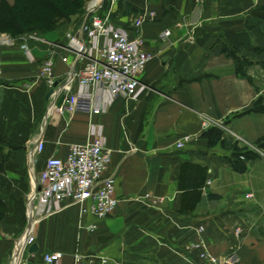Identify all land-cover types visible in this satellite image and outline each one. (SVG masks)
Wrapping results in <instances>:
<instances>
[{
  "label": "crops",
  "instance_id": "1",
  "mask_svg": "<svg viewBox=\"0 0 264 264\" xmlns=\"http://www.w3.org/2000/svg\"><path fill=\"white\" fill-rule=\"evenodd\" d=\"M196 8L200 15L191 24ZM263 8L264 0H119L110 22L139 39L152 60L139 75L137 97H119L98 115H60L48 107V87L30 85L51 44L63 38L3 48L0 264H41L54 252L61 254L59 264H73L75 254L104 257L109 264H259L264 19L256 12ZM164 30L170 31L166 38ZM61 55L53 61L63 82L70 67ZM210 127L223 130L222 144L208 147L201 134ZM97 140L111 152L107 174L118 199L114 212L97 219L78 205L52 215L39 209L30 228L37 250H18L29 223L32 179L45 160L63 158L72 143ZM200 239L212 261L203 263L191 248Z\"/></svg>",
  "mask_w": 264,
  "mask_h": 264
},
{
  "label": "built area",
  "instance_id": "2",
  "mask_svg": "<svg viewBox=\"0 0 264 264\" xmlns=\"http://www.w3.org/2000/svg\"><path fill=\"white\" fill-rule=\"evenodd\" d=\"M104 1L89 6L86 21L76 32L67 33L60 44H51L50 57L39 66L30 84L35 86L42 82L48 87V107L60 115L76 111L98 115L105 112L115 99H135L140 92L139 75L152 60V55L141 49L139 39H129L123 29L115 27L109 20V12L105 16L98 14ZM140 24L141 20L134 22L135 27ZM169 35L170 31L164 30L161 36L166 38ZM20 40L45 42L33 35H23ZM5 43L11 44V40ZM57 52L62 54L61 61L70 67L63 82L57 81L54 74L53 57ZM61 96L62 103L57 106ZM177 147H182V143ZM43 148L44 143L39 139L36 150L41 152ZM110 161L111 152L101 140L72 143L63 158L48 157L44 168L32 179L33 190L27 200L29 223L26 236L18 241L16 248L21 250L34 243L30 228L39 209L52 215L78 205L82 213H89L97 219L111 215L118 199L114 178L107 174ZM247 197L250 198L251 194ZM191 248L199 250L198 256L203 263L212 261L201 239ZM60 259V253H48L41 264H59ZM73 264H109V261L104 257L75 254ZM259 264H264V257Z\"/></svg>",
  "mask_w": 264,
  "mask_h": 264
},
{
  "label": "trees",
  "instance_id": "3",
  "mask_svg": "<svg viewBox=\"0 0 264 264\" xmlns=\"http://www.w3.org/2000/svg\"><path fill=\"white\" fill-rule=\"evenodd\" d=\"M84 0H12L13 4L10 6L8 0H0V30L11 31L14 35L22 36L27 35L26 27H30L32 24H41L44 26L45 21L50 24L45 25L46 32L55 31L49 29L48 26L61 22L64 23L70 18L68 11L70 9L76 10L82 7ZM261 18L264 19V8L259 12H256ZM225 52V49L223 50ZM230 55L235 57L237 63L246 64L245 60L235 56V53ZM223 130L219 127H210L202 132V138L207 139L208 147H214L222 144ZM4 139L0 136V143H4ZM234 157L239 155L238 148L234 146L233 152ZM191 167H188L187 171ZM191 181V180H190ZM191 186H195L197 182L191 181ZM1 216V214H0Z\"/></svg>",
  "mask_w": 264,
  "mask_h": 264
},
{
  "label": "rangeland",
  "instance_id": "4",
  "mask_svg": "<svg viewBox=\"0 0 264 264\" xmlns=\"http://www.w3.org/2000/svg\"><path fill=\"white\" fill-rule=\"evenodd\" d=\"M93 0H84L82 3V7L80 9H76L75 11L70 9L68 11V13H72L70 14V18L65 21L64 23L60 24L56 23L53 25L48 26L49 29H55V31H51V32H46V27H44L45 25H47L48 23L50 24V22L45 21L46 23H44V26H42V23L39 24H32L30 25V27H26L27 29H29L27 32V35H33L38 37L39 39H43V40H50L53 39L54 41H59L60 39H62L67 33L70 32H76L78 30V28L83 25L88 17V11H89V5ZM118 1L119 0H106L103 2L102 4V8L99 10L98 14L100 16H102L104 13L107 15L108 12L111 13V9H114L117 7L118 5ZM8 2L10 3V6H12L13 2L12 0H8ZM109 19H110V15H109ZM48 24V25H49ZM46 28V29H45ZM23 36V35H22ZM22 36H17L14 35V33H12L11 31H2L0 30V51L3 48H8V47H13L15 44H24L22 46L25 47L26 43H29L30 41L27 42H23L20 39L22 38ZM10 39L11 40V44H7L5 42H7V40ZM32 41V40H31ZM21 42V43H20ZM33 42H36L33 40ZM36 43H40V42H36ZM46 44V43H44ZM42 45L43 47H47L46 45ZM57 44V43H56ZM258 148V147H256Z\"/></svg>",
  "mask_w": 264,
  "mask_h": 264
},
{
  "label": "water",
  "instance_id": "5",
  "mask_svg": "<svg viewBox=\"0 0 264 264\" xmlns=\"http://www.w3.org/2000/svg\"><path fill=\"white\" fill-rule=\"evenodd\" d=\"M199 15H200V8H196L194 13L192 14V16L190 18V23L195 24L199 18ZM48 95H49V93L47 94V97H48ZM62 100H63V96L60 97L57 106H60V104L62 103ZM36 250H37V246L35 244L30 245L28 248L29 253H33ZM27 264H31V263H27Z\"/></svg>",
  "mask_w": 264,
  "mask_h": 264
},
{
  "label": "bare ground",
  "instance_id": "6",
  "mask_svg": "<svg viewBox=\"0 0 264 264\" xmlns=\"http://www.w3.org/2000/svg\"><path fill=\"white\" fill-rule=\"evenodd\" d=\"M99 0H93L91 3H90V7H92L93 5H95ZM28 200V199H27Z\"/></svg>",
  "mask_w": 264,
  "mask_h": 264
}]
</instances>
